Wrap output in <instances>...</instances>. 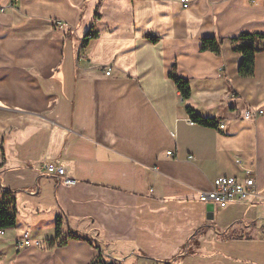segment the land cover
<instances>
[{"label": "crops", "instance_id": "obj_1", "mask_svg": "<svg viewBox=\"0 0 264 264\" xmlns=\"http://www.w3.org/2000/svg\"><path fill=\"white\" fill-rule=\"evenodd\" d=\"M0 10V192H14L16 223L43 243L19 248L17 228L4 231L0 264H90L98 251L84 241L45 248L58 217L63 233L125 264H264V50L242 79L231 49L241 33L264 34V0H0ZM212 36L219 55L200 50ZM187 107L216 126L192 124ZM248 108L263 114L244 120ZM249 172L256 197L210 213L198 200L214 179Z\"/></svg>", "mask_w": 264, "mask_h": 264}, {"label": "trees", "instance_id": "obj_2", "mask_svg": "<svg viewBox=\"0 0 264 264\" xmlns=\"http://www.w3.org/2000/svg\"><path fill=\"white\" fill-rule=\"evenodd\" d=\"M92 38L93 36L91 34H86L82 38V46L86 45ZM147 39L152 43L156 42L155 38L148 37ZM220 46L221 40L213 36L204 37L200 41V50L203 52L207 51L219 55ZM231 49L240 56V63L237 70L238 76L242 79L251 78L254 73V57L257 53L264 50V34L241 33L238 37L231 40ZM168 78L174 83L176 89L180 93L182 101L188 100L190 97L188 82L176 76L173 71L169 72ZM185 110L189 120L193 124L206 128H214L216 126L215 120L200 117L190 107H187ZM16 214V199L14 192L7 189L2 190L0 192V231L4 232L16 227ZM61 225V217L56 218L54 223L55 236L52 240L45 242L46 249L62 247L70 240L84 241L98 251V254L90 264H125L124 261L116 260L110 255L103 253L99 243L88 235L73 231L63 233L61 231Z\"/></svg>", "mask_w": 264, "mask_h": 264}, {"label": "built area", "instance_id": "obj_3", "mask_svg": "<svg viewBox=\"0 0 264 264\" xmlns=\"http://www.w3.org/2000/svg\"><path fill=\"white\" fill-rule=\"evenodd\" d=\"M180 2L182 3L183 8H187L188 0H180ZM109 73L110 72L107 71L106 75H109ZM262 114L263 112L261 109L248 108L243 114V119L254 121ZM219 128L223 129V126L220 125ZM168 155L170 154L168 153ZM188 159L192 160V157L190 156ZM44 169L48 174L62 178L64 185L69 186L73 184L70 179L65 177L64 168L54 165H45ZM257 192L254 175L249 172L244 178L219 177L214 179L211 189L207 192H200L198 194V200L203 203L211 204L212 206L225 207L234 203L242 204L248 197H256ZM2 234L3 231H0V235ZM42 245L43 243L40 241L31 240L27 233H25L21 240L16 243V246L19 248L30 246L39 248Z\"/></svg>", "mask_w": 264, "mask_h": 264}, {"label": "rangeland", "instance_id": "obj_4", "mask_svg": "<svg viewBox=\"0 0 264 264\" xmlns=\"http://www.w3.org/2000/svg\"><path fill=\"white\" fill-rule=\"evenodd\" d=\"M28 225H29V223H26V222H24L21 219H17L16 228H17V231L20 234V238H22L23 234L25 233L24 229H28V231H29V226Z\"/></svg>", "mask_w": 264, "mask_h": 264}, {"label": "water", "instance_id": "obj_5", "mask_svg": "<svg viewBox=\"0 0 264 264\" xmlns=\"http://www.w3.org/2000/svg\"><path fill=\"white\" fill-rule=\"evenodd\" d=\"M207 211L210 213L211 209H212V206L211 204H208V206L206 207ZM208 216H210V214H208ZM101 251L103 252V249L101 248ZM104 253V252H103ZM123 261V260H121Z\"/></svg>", "mask_w": 264, "mask_h": 264}]
</instances>
